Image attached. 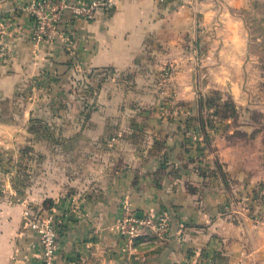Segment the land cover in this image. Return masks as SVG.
I'll return each mask as SVG.
<instances>
[{"label": "crops", "instance_id": "crops-1", "mask_svg": "<svg viewBox=\"0 0 264 264\" xmlns=\"http://www.w3.org/2000/svg\"><path fill=\"white\" fill-rule=\"evenodd\" d=\"M30 1L0 0V264L39 261L27 205L64 215L61 264H264L263 151L232 140L234 130L199 125L197 108L202 89L226 87L247 102L240 11L264 0H120L90 21L67 11L60 24L75 57L61 41L31 40ZM84 69L114 89L94 98H125L120 107L71 110ZM126 200L167 212L171 236L126 249Z\"/></svg>", "mask_w": 264, "mask_h": 264}, {"label": "rangeland", "instance_id": "rangeland-1", "mask_svg": "<svg viewBox=\"0 0 264 264\" xmlns=\"http://www.w3.org/2000/svg\"><path fill=\"white\" fill-rule=\"evenodd\" d=\"M240 16H242L248 31V58L246 60L248 64L243 69L244 82L239 85V88L241 93L247 97V102L244 104L235 102L229 94L230 90L226 87L211 88L209 90L202 89V91L201 88L198 87L201 94L204 90V93L201 95L204 101L203 105L199 107V110L203 115L202 119L205 125L207 124L208 127L222 129L226 134H228L230 130H234L231 136L232 140L242 142L243 146L251 152L255 149L262 150L264 156V3H256L252 8L242 9V11H240ZM196 73V77L199 81H202L201 83L206 81L207 78L204 76L203 69L198 68ZM76 76H78V74L74 77L75 83L71 89L72 93L79 95L78 91L80 88L81 98L80 96L78 98L75 96L76 98L74 97V100L70 98L69 102L72 106H69L71 110L74 109L73 107L79 108L81 106H86L89 109L95 108L99 103L113 108L119 102L117 107H120V103H122L120 101L126 100L125 98L119 97V100L118 98L115 100L114 106H111L109 104L111 101H108L105 96L104 98H100V96L97 95V97L94 98V93L98 91L106 92L111 89L114 90L113 88H109V86H111L109 85L110 80H105V83L102 84L103 82L99 83L97 77L91 78L89 76V79L85 77V80L81 83V80H79L80 76ZM81 77L84 79L83 75ZM128 79L132 80L131 76L128 77ZM137 84L138 83L135 82V85L132 84V86H135V89H137ZM105 85L107 88H105ZM126 86L127 84L124 85L123 82L119 84L122 90ZM122 90H120L118 94H126V92ZM83 96L86 98H82ZM61 104L63 106V103ZM64 104H66V102H64ZM62 106L56 105L55 107L60 108L62 111L64 108ZM73 113L72 116L69 117L71 119L70 123H73L74 120L77 121L79 118L78 116H74ZM67 116L68 115L65 116V119H67ZM61 122L62 117H60L58 122H54V124H60ZM65 122L67 121L65 120ZM198 122L199 125L202 124L200 119ZM52 136L54 139L62 138L58 132H53ZM7 169L14 172L15 167L14 165H10ZM262 171L264 172V166Z\"/></svg>", "mask_w": 264, "mask_h": 264}, {"label": "built area", "instance_id": "built-area-1", "mask_svg": "<svg viewBox=\"0 0 264 264\" xmlns=\"http://www.w3.org/2000/svg\"><path fill=\"white\" fill-rule=\"evenodd\" d=\"M120 0H31L27 9L34 21L31 40L36 43L55 44L61 41L71 57L76 56L74 40L69 31L61 27L64 14L68 11L75 18L93 20L100 9H113ZM7 54L6 46H0V58ZM83 76L86 71H83ZM82 75V74H81ZM190 139L198 142L200 134L189 131ZM122 217L118 224V233L126 249L133 250L137 242L148 243L151 240H166L172 233V220L163 212L141 211L132 206L130 200L122 205ZM23 216L28 226L37 233L41 254L36 264H61L58 252L61 248V235L64 215L43 209L34 210L27 205Z\"/></svg>", "mask_w": 264, "mask_h": 264}, {"label": "trees", "instance_id": "trees-1", "mask_svg": "<svg viewBox=\"0 0 264 264\" xmlns=\"http://www.w3.org/2000/svg\"><path fill=\"white\" fill-rule=\"evenodd\" d=\"M86 72H89L90 74H88L89 76L90 75H92L93 74V72H92V70L91 69H84ZM203 101H204V99H203V96H200V98H199V100H198V109H199V107H201L202 105H203ZM202 121V125H205L204 123H203V120H201ZM198 133V132H197Z\"/></svg>", "mask_w": 264, "mask_h": 264}]
</instances>
